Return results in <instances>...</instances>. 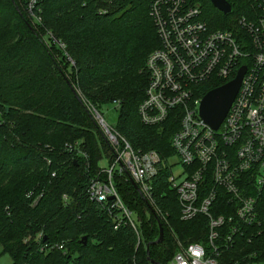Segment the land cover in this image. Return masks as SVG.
Returning a JSON list of instances; mask_svg holds the SVG:
<instances>
[{
    "label": "trees",
    "instance_id": "1",
    "mask_svg": "<svg viewBox=\"0 0 264 264\" xmlns=\"http://www.w3.org/2000/svg\"><path fill=\"white\" fill-rule=\"evenodd\" d=\"M13 1L0 0V255L11 264H169L178 241L205 243L206 219L182 221L168 181L178 122L146 126L138 113L148 84L147 58L160 48L153 0H37L35 25L26 0L23 8ZM191 1L200 4L210 29L232 33L251 7L250 0H227L232 13L224 15L209 0ZM68 66L73 86L65 77ZM222 84H203L200 94ZM86 102L95 110L118 103L112 127L136 151L161 155L153 197L166 222L118 176L114 184L136 214L137 231L129 225L115 230L105 210L89 200L98 161L103 155L112 159V152ZM258 217L260 224L223 252L227 263L264 264V191ZM159 223L164 236L154 244Z\"/></svg>",
    "mask_w": 264,
    "mask_h": 264
},
{
    "label": "built area",
    "instance_id": "2",
    "mask_svg": "<svg viewBox=\"0 0 264 264\" xmlns=\"http://www.w3.org/2000/svg\"><path fill=\"white\" fill-rule=\"evenodd\" d=\"M250 1V11L239 20L237 33L210 29L200 4L191 0H153L151 4L160 48L146 61L148 84L139 117L151 127L170 119L178 122L170 141L174 156L169 160L168 181L178 195L181 220L203 217L207 223L206 242L178 241L169 264H259L227 263L223 256L237 247V235L244 237L260 224L258 207L264 191V0ZM25 2L30 22L39 24L37 0ZM242 67L247 70L241 88L215 130L200 116L201 86L226 85ZM96 119L112 159L90 181L89 200L105 210L115 230L129 225L137 231L136 214L124 204L114 184L118 176L135 184L155 216L166 222L167 215L153 197L161 155L136 151L98 114ZM175 158L182 167L180 174L174 171Z\"/></svg>",
    "mask_w": 264,
    "mask_h": 264
},
{
    "label": "water",
    "instance_id": "3",
    "mask_svg": "<svg viewBox=\"0 0 264 264\" xmlns=\"http://www.w3.org/2000/svg\"><path fill=\"white\" fill-rule=\"evenodd\" d=\"M212 6L224 15H230L232 13V6L227 0H209ZM246 67H242L237 77L223 85L209 91L201 102L200 116L201 118L213 129L217 130L225 120L240 88L244 75L246 74ZM135 188L137 186L133 185ZM160 236L154 244H159L163 240L164 231L161 224H159ZM82 241H86V237L82 238ZM149 255V246L147 248ZM159 264V263H154Z\"/></svg>",
    "mask_w": 264,
    "mask_h": 264
},
{
    "label": "rangeland",
    "instance_id": "4",
    "mask_svg": "<svg viewBox=\"0 0 264 264\" xmlns=\"http://www.w3.org/2000/svg\"><path fill=\"white\" fill-rule=\"evenodd\" d=\"M14 2V1H13ZM15 2H17V4H18V6L20 7V8H23L22 7V2H21V0H15ZM15 2H14V4H15ZM44 40H45V42H46V44L48 45V46H50V44L48 43V41H47V38L45 37L44 38ZM155 51V50H154ZM152 53V52H151ZM150 53V54H151ZM149 54V55H150ZM54 57H55V59H56V61L60 64V66H62V67H65L66 66V64H64L63 62H61V60H60V58H58L56 55H54ZM61 62V63H60ZM68 63H70V64H72L71 63V61H70V59H68V61H67ZM64 72H65V77H66V79L68 80V82L69 83H71V85L73 86V82H72V70H71V68L68 66L67 68H66V70H64ZM74 88V87H73ZM74 90L76 91V89L74 88ZM76 94H78V96L80 97V99L81 98H83L80 94H79V91L77 90L76 91ZM81 100H83V101H85L84 100V98L83 99H81ZM85 105L87 106V110H88V112H89V115H90V117H91V119L93 120V122L96 124V126H97V128H98V130H100L101 128L99 127V123H98V121H97V119H96V117H97V114L103 119V121L108 125V126H114L115 125V123H116V118H117V111H118V108H119V105L118 104H112V105H108V106H103L102 107V109L100 110V109H93L92 107H90V104H88L87 102L85 103ZM100 133L103 135V137L105 138V136H104V134H103V132H102V130H100ZM107 142V141H106ZM109 146V145H108ZM111 160V155H110V157L109 158H105V155H103L102 156V158L98 161V167H99V169H101V168H107L108 167V163L110 162V161H108V160ZM175 164H176V166H175V173L176 174H180V173H182V167L180 166V164L178 163V160L175 158L174 160H172ZM177 247H178V242H177ZM259 264H263V263H261V262H258ZM0 264H11V260H10V258L8 257V256H6V255H0Z\"/></svg>",
    "mask_w": 264,
    "mask_h": 264
},
{
    "label": "flooded vegetation",
    "instance_id": "5",
    "mask_svg": "<svg viewBox=\"0 0 264 264\" xmlns=\"http://www.w3.org/2000/svg\"><path fill=\"white\" fill-rule=\"evenodd\" d=\"M215 89V88H214ZM214 89H212V90H214ZM211 91V90H210Z\"/></svg>",
    "mask_w": 264,
    "mask_h": 264
}]
</instances>
